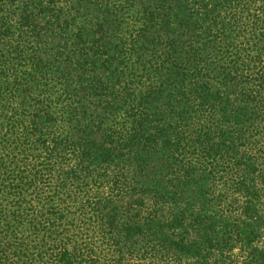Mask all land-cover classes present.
Returning a JSON list of instances; mask_svg holds the SVG:
<instances>
[{
	"label": "trees",
	"instance_id": "1",
	"mask_svg": "<svg viewBox=\"0 0 264 264\" xmlns=\"http://www.w3.org/2000/svg\"><path fill=\"white\" fill-rule=\"evenodd\" d=\"M0 264H264V0H0Z\"/></svg>",
	"mask_w": 264,
	"mask_h": 264
}]
</instances>
